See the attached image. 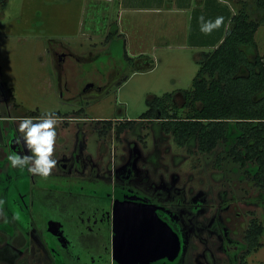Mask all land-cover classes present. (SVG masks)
Returning <instances> with one entry per match:
<instances>
[{
    "label": "rangeland",
    "instance_id": "obj_1",
    "mask_svg": "<svg viewBox=\"0 0 264 264\" xmlns=\"http://www.w3.org/2000/svg\"><path fill=\"white\" fill-rule=\"evenodd\" d=\"M247 1L251 18L261 23L255 39L258 53L264 57V10L256 0ZM79 4L70 0H0V264H93L94 259L98 264L101 260L96 252L88 254V245L75 238L63 242L60 234L61 228L70 227L76 213L73 206L79 199L71 195L78 183L69 172L76 156L61 139L72 143L75 137L82 141L87 136L89 124L66 119L84 106L96 120L138 121L139 129L125 134L124 148L118 145L114 152L109 145L112 150L106 164L113 169L127 157L129 162L133 160L139 180L151 176L155 190L161 187L168 192V209L180 218L187 232L182 239L172 232L177 248L171 258L179 254L178 264H239L247 251L245 234L252 219L264 221V188L256 186L250 175L256 168L254 162L245 167L231 157L235 130L227 143L202 154L197 138L180 147L158 122L147 129L148 124L140 121L150 97L192 87L201 52L155 50L152 44L162 35L158 31L152 33L149 46L142 48L137 47L140 42L135 44L137 48L127 45L125 35L115 36L113 45H107L106 36L118 29L116 8L91 3L83 12ZM225 13L227 5L221 3L220 14ZM141 50L154 58L153 69L142 71L134 65L142 59ZM61 51L73 53L64 60L65 71L59 69ZM67 79L74 90L95 80L104 85V92L85 96L80 103L63 91ZM176 99L183 104L182 95ZM47 114L58 121L52 156L57 164L50 175L31 174L27 166L23 170L11 167L10 154H30L19 131L21 120L30 117L38 122ZM97 148L94 142V154ZM219 153L223 154L222 168L216 164ZM63 164H68L69 171ZM98 192L101 205L107 207L111 190ZM199 203L203 204L201 210L190 208H198ZM68 247L75 251L67 252ZM102 259L111 264L109 255ZM247 261L264 264V246L249 254Z\"/></svg>",
    "mask_w": 264,
    "mask_h": 264
},
{
    "label": "trees",
    "instance_id": "obj_2",
    "mask_svg": "<svg viewBox=\"0 0 264 264\" xmlns=\"http://www.w3.org/2000/svg\"><path fill=\"white\" fill-rule=\"evenodd\" d=\"M256 2L264 10V0ZM260 24L251 18L247 6H243L231 16L227 29L221 27L218 46L199 53L200 69L192 87L150 97L149 108L140 121L158 122L162 131L172 134L180 147L197 138L198 151L202 154H210L220 144L227 143L234 129L231 157L245 167L254 162L256 168L250 175L256 186L264 188V57L258 53L255 39ZM117 32H110L108 38L112 39ZM139 57L142 59L133 62L138 70L154 68V58L144 54ZM179 95L183 96L182 105L177 103ZM105 122L112 126V120ZM137 124V120H126L117 133L120 135ZM216 161L217 167L222 168V153ZM245 242L247 251L239 264H248L247 256L264 246V221L252 219Z\"/></svg>",
    "mask_w": 264,
    "mask_h": 264
},
{
    "label": "flooded vegetation",
    "instance_id": "obj_3",
    "mask_svg": "<svg viewBox=\"0 0 264 264\" xmlns=\"http://www.w3.org/2000/svg\"><path fill=\"white\" fill-rule=\"evenodd\" d=\"M67 55H71L72 57L73 53L61 51L58 54L60 66L58 68L63 71H65L64 60L67 59ZM71 85L73 86L67 79L65 81V90L63 91L70 92V98L79 100L80 103L85 96L104 92V85L99 84L95 80L83 82L78 90L71 88ZM74 113V117L66 119H69L73 123L89 124V128L86 130L87 136L83 137L82 141H78L77 137L74 138L72 143L66 142L65 138L61 139L66 146L71 147L72 154L76 156L73 161V168L70 169L71 171H69L68 164L63 165L65 170L73 173V179L78 183L77 186L74 184L70 185L71 187L76 186V193H71V195L79 197L73 206V211L76 213L73 214V221L70 223V227L68 229L61 228L60 230L63 242L69 241L70 238H75L79 240L80 244L88 245L89 255L92 251L96 252L101 259L98 264H104L102 258L107 255L112 257L111 264H114L115 247L113 238L115 214L117 212H128L132 205H135L138 209L155 213L163 223L167 224L172 232L174 231L177 235L179 234L180 239H182V236L185 238L187 233L185 226L180 218L170 213L168 209L169 204L166 202L169 194L165 189L160 187L155 190V183L153 184L151 176H145L144 180H139V173L133 164V160L129 162L127 157L123 158L124 161L121 159L120 165L115 164V168L113 169L109 164H106L107 154L110 153L112 147H114V152L117 151L116 146L118 145L120 148H124L127 145V140L125 141L124 137L125 134L127 132H136L139 129L138 125L133 129H124L119 135L117 133L119 127L129 119H125L124 121L121 118L109 119L112 120V126L110 127L105 122L106 120H96L89 116L85 106L80 110L74 111ZM145 122L148 124L147 127L150 124L154 123L155 125L156 123L155 121L144 120ZM142 127L146 128L144 125ZM152 127L154 128V126ZM147 129H150V127ZM94 142H97V154H94ZM155 157L153 156L152 160H155ZM107 189L111 190V194L108 200L109 205L105 207L101 205L102 197L98 195V190L102 194L103 191L107 192ZM196 203L198 204V201ZM202 207L203 204L199 203L198 208L196 205L190 208L201 210ZM66 250L67 252L71 250L75 251V249L69 247ZM178 255L173 259L171 255L154 262L150 260L144 262L148 264H172L173 262L178 264ZM93 264H96L95 259L93 260Z\"/></svg>",
    "mask_w": 264,
    "mask_h": 264
},
{
    "label": "crops",
    "instance_id": "obj_4",
    "mask_svg": "<svg viewBox=\"0 0 264 264\" xmlns=\"http://www.w3.org/2000/svg\"><path fill=\"white\" fill-rule=\"evenodd\" d=\"M70 1L79 2V9L83 12L89 10L91 3L99 6L101 3H105L109 8H116L118 32L115 36L125 35L127 45L131 44L132 48L136 47L137 42H140V45L137 46L139 48L149 46L148 41L153 39L152 33L157 34L158 31L162 35L156 37L158 40L156 39L152 44L153 49L158 50L162 47L188 48L198 49L199 52L212 50L218 46L221 29L220 26L210 34L203 33L200 30L201 16L204 17L205 21H214L217 17H223V25L227 29L231 16L237 14L242 6L248 7L247 0ZM234 1L238 2V5H235ZM221 3L227 5V14H220ZM108 35L106 36V43L112 46L115 36L109 39ZM146 53V51L141 50L138 54Z\"/></svg>",
    "mask_w": 264,
    "mask_h": 264
},
{
    "label": "water",
    "instance_id": "obj_5",
    "mask_svg": "<svg viewBox=\"0 0 264 264\" xmlns=\"http://www.w3.org/2000/svg\"><path fill=\"white\" fill-rule=\"evenodd\" d=\"M117 211V209H116ZM114 264H140L170 257L176 251L172 231L159 217L135 205L116 213L114 220Z\"/></svg>",
    "mask_w": 264,
    "mask_h": 264
},
{
    "label": "clouds",
    "instance_id": "obj_6",
    "mask_svg": "<svg viewBox=\"0 0 264 264\" xmlns=\"http://www.w3.org/2000/svg\"><path fill=\"white\" fill-rule=\"evenodd\" d=\"M200 21V30L205 34H210L223 24V17H217L214 21H205L201 16ZM57 123L58 121L51 114H47L46 118H41L38 122H34L30 117L22 119L19 131L30 154L23 157L15 152L10 154L8 161L11 167H19L23 170L27 166V171L31 174L49 176L57 164V161L52 158L57 137L55 127ZM0 204H3L2 200Z\"/></svg>",
    "mask_w": 264,
    "mask_h": 264
}]
</instances>
